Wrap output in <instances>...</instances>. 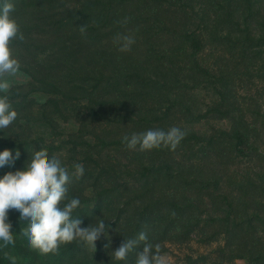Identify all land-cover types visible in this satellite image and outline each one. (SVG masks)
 Segmentation results:
<instances>
[{
    "label": "trees",
    "instance_id": "obj_1",
    "mask_svg": "<svg viewBox=\"0 0 264 264\" xmlns=\"http://www.w3.org/2000/svg\"><path fill=\"white\" fill-rule=\"evenodd\" d=\"M31 1L38 9L54 2L8 0L14 5L11 15L19 16V11L29 7ZM50 17L58 18L56 30L65 28L62 26L68 25L71 19L75 21L80 45L76 52L83 60L91 57L94 50L96 72L89 74L84 72L86 69L82 72L85 66L81 64L76 80L77 88L84 94L114 99L127 93L126 87H131L133 92L141 87L145 105L147 97L151 99L155 91L152 84L157 85L160 79L176 84L186 78L188 108L184 105L181 108L195 123L207 119L228 126L222 131L212 128L211 135L203 140L192 138L199 152L208 157L207 163L196 154L195 165L200 169L208 165L219 172L220 178L208 177L213 180L187 179L179 167L175 169L172 164L161 163L153 157L145 158L147 151L140 148L127 152L132 162L138 159L134 173L124 179L116 173L112 176L115 187L123 190L126 207L111 210L117 217L111 226L118 230L117 240L129 239L148 226L151 229L147 232L157 237L158 224L164 223L160 233L165 235L185 219L190 222L193 217L188 216L186 210H190L192 203L184 205L185 200L179 199L177 194L178 190L191 187L199 188L200 192L211 189L210 203L216 204L218 211L221 209V216L211 219L226 227L224 240L228 245L238 240L242 247H247L254 244L255 238L261 240L254 226L257 222L264 226V205H261L264 190L258 198L253 194L249 177L241 181L232 171L233 165L244 158L250 163L264 162V0H93L65 14L55 11ZM120 34L122 39L133 37L134 43L127 50L109 46ZM122 52L127 53L126 60L117 61ZM202 92L211 101L200 109L192 99ZM257 201L260 208L251 214L250 206ZM133 223L137 227L131 233L124 225ZM22 227L27 229L25 223ZM107 231L113 238L115 233L111 229ZM20 233L19 230L13 244L30 255L34 247L24 236L20 238ZM102 237L97 240L99 244ZM106 245V252L100 244L95 253L97 257L86 263L135 262L137 255L131 257L129 253L124 260L117 261L112 255L116 247H109L107 242ZM251 248L245 254L248 262L264 264V251L255 246ZM83 252H88V244L74 240L44 253L45 263L72 264L77 260L76 255ZM105 255L108 258L105 259ZM68 257L70 259L63 262Z\"/></svg>",
    "mask_w": 264,
    "mask_h": 264
},
{
    "label": "rangeland",
    "instance_id": "obj_2",
    "mask_svg": "<svg viewBox=\"0 0 264 264\" xmlns=\"http://www.w3.org/2000/svg\"><path fill=\"white\" fill-rule=\"evenodd\" d=\"M92 1L54 0L53 4L39 9L33 7L34 2L31 1L29 7L19 11V16H12L24 38H13L9 42L11 55L18 61L19 67L15 72L0 76V81L6 83V87H0V96L8 98L11 107L17 112V117L7 128L0 131V150L8 148L13 150V154L18 151L20 156L11 169L8 165L0 168V175L7 171L22 174L32 155L39 151L48 156H59L70 172L74 163H82L85 168L84 175L79 179L70 177L68 183V198L79 197L81 201L72 215L78 216L82 221L81 227L95 223L100 218L105 220L107 229L115 233L113 238L108 235V231L106 236L101 235L103 241L100 244L106 252V242L109 247L117 248L126 239L117 240L118 230L111 227L117 218L111 210L126 209L123 190L115 187L112 176L116 173L124 179L133 174V168L138 161L136 158L132 162L128 157L127 152L130 149L124 137L147 129L166 131L173 126L180 128L184 135L175 149L167 146L152 148L146 150L145 158L153 157L160 159L161 163L172 164L175 169L179 167L187 179L197 177L206 180L211 179L208 177L220 178L219 172L212 170V167L208 168V165L201 169L196 167V154L206 162L208 157L199 152L192 138L195 136L198 140H203L211 135L212 128L222 131L228 126L223 122L207 119L195 123L181 108V105L188 108L186 78L183 79L184 82L176 84L169 79H160L161 82L157 85L152 84L155 91L151 99L147 97L145 105L142 103L140 85H135L140 87L136 92L131 91V87H126L127 93L114 99L86 95L82 89L79 90L76 80L81 71L80 65L85 66L82 72L85 69L84 72L89 74L96 72L94 50L91 57L89 55L83 60L82 55L76 52L80 45L75 21L71 19L68 25H61L65 28L56 30L58 18L50 16H54L55 11L65 14L69 9ZM127 37L133 39L132 36ZM124 43L125 40L120 34L118 40L109 46H122ZM126 55L125 52L120 53L117 61L126 60ZM184 90L186 93H182ZM192 100L200 109L203 104L211 101L203 92L195 94ZM198 144L200 146L201 143ZM135 150L138 151L139 147ZM140 156H143L142 152ZM212 163L217 164L214 160ZM232 173L241 181L248 176L253 183V194L260 198L264 190V162L255 160L250 163L244 158L233 165ZM177 195L179 199L185 200L184 205L193 204L189 206V211L188 208L186 210L188 216L193 217L191 221L185 219L174 225L165 235L160 233L164 230V223L158 224L160 232L157 237L147 232L151 229L149 226L145 231L139 230L129 238L136 241L128 252L131 257L137 255L145 243L159 246L154 251H158L164 264H252L245 256L253 249L251 247L255 246L264 251V226L260 225L261 222L254 226L259 231L261 240L255 238L253 245L242 247L238 240L230 242L231 245L225 242L226 227L218 220L214 222L211 219L221 216V209L218 211L217 205L210 203L208 195H211V189L200 192L196 187L187 190L182 188ZM257 204L258 201L250 206L251 214L260 208ZM6 222L13 232V242L19 230L21 233L27 230L22 229L23 223H19L15 213H9ZM124 226L132 233L137 224ZM141 232L146 235V241L138 239ZM21 233L19 236L23 238ZM100 244L96 241L95 249L88 245V252L76 255L77 260L72 264H87V260L91 258V261L96 256ZM16 247L13 244L11 248L0 249V264H46L45 254L39 249L34 248L28 255L22 248ZM104 258L108 256L105 255ZM69 259L70 257L63 259V262ZM128 262L130 261L127 264Z\"/></svg>",
    "mask_w": 264,
    "mask_h": 264
},
{
    "label": "clouds",
    "instance_id": "obj_3",
    "mask_svg": "<svg viewBox=\"0 0 264 264\" xmlns=\"http://www.w3.org/2000/svg\"><path fill=\"white\" fill-rule=\"evenodd\" d=\"M13 8L14 5L8 0H0V76L15 72L19 67L9 48L11 39L24 38L11 15ZM124 40L121 50H127L134 43L131 37H124ZM0 87H6V83L0 81ZM16 117L17 112L11 107L8 98L0 96V131L7 128ZM183 135L180 128L173 126L166 131L147 129L139 133L133 132L130 136L126 135L124 140L129 149H135L137 146L140 150L161 146L175 149ZM19 156L18 151L13 154V150L8 148L0 150V168L8 165L11 169L19 160ZM84 172L82 163H74L70 172L59 156H48L39 151L32 155L22 174L7 171L0 175V249L13 246V232L6 222L9 213H15L19 223L27 225L26 232L21 234L32 247L42 253L55 251L61 244L74 240L91 245L95 249V242L102 234L106 236L108 225L100 218L95 223L81 227L82 221L78 216L72 215L81 201L79 197L69 199L67 196L70 177L79 179ZM138 239L146 241L147 237L141 232ZM135 243L133 239H124L119 247L112 251L113 257L117 261L124 260ZM158 247L145 243L137 253L135 264H164L158 251H154V248Z\"/></svg>",
    "mask_w": 264,
    "mask_h": 264
}]
</instances>
